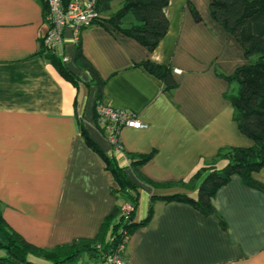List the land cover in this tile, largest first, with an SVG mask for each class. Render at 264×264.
Here are the masks:
<instances>
[{
    "label": "crops",
    "instance_id": "crops-1",
    "mask_svg": "<svg viewBox=\"0 0 264 264\" xmlns=\"http://www.w3.org/2000/svg\"><path fill=\"white\" fill-rule=\"evenodd\" d=\"M209 4L167 0L168 29L152 51L103 21L81 30L83 55L102 80V100L147 123L144 129L123 127L122 150H114L95 116L97 85L75 62L72 32L65 30L63 53L76 84L41 51L46 27L41 0H0V211L7 226L35 246L53 248L95 238L113 207L123 204L103 159L85 143L81 120L97 148L139 185L134 222L147 217L150 197H157L149 220L128 239L129 264H264V192L244 185L238 175L212 198L216 215L159 198L196 195L177 183L221 148L253 144L233 119L227 81L216 74H232L247 60L211 16ZM122 21L129 26L133 16ZM143 60L169 66L176 87L165 90ZM150 153L140 171L157 186L141 183L128 167L132 154ZM253 178L264 183V167ZM102 236L110 241V230Z\"/></svg>",
    "mask_w": 264,
    "mask_h": 264
},
{
    "label": "trees",
    "instance_id": "trees-1",
    "mask_svg": "<svg viewBox=\"0 0 264 264\" xmlns=\"http://www.w3.org/2000/svg\"><path fill=\"white\" fill-rule=\"evenodd\" d=\"M71 1L62 0V4L67 6ZM113 1L96 0L97 16L94 23L103 21L109 25L108 29L111 31L132 37L147 51H152L168 29V20L164 12L167 0H120L119 7L109 13ZM41 2L45 17L46 3L44 0ZM209 7L211 16L241 45L247 60V63L238 66L232 74H224L218 70L216 74L227 81L228 90L225 92V97L234 108L233 119L240 132L251 139L253 144L250 147L221 148L211 162L201 166L187 180L177 183L180 187L195 191L196 195L176 193L159 198L166 201L187 202L204 215H216L212 198L234 174L240 177L244 185L264 192V183L253 178V173L264 167V0H210ZM190 8L194 18L199 20V14L192 6ZM127 14L133 16V22L129 26H123L122 20ZM78 40L75 62L89 72L92 81L97 85V98L100 101L102 80L83 55L80 36ZM40 48L66 78L75 84L78 82V77L67 68L57 54L49 52L41 42ZM141 64L161 80L165 90L176 87L177 83L169 66L155 64L149 60H143ZM95 116L98 118L96 110ZM78 128L85 143L101 156L105 168L113 176L117 184L113 193L122 198L123 204L131 205L127 218L123 215V204H117L102 221L100 232L95 238L78 239L53 248H43L29 243L7 226L0 211V264H38L31 261L30 256L41 258L47 264H76L83 255L87 256L89 264L99 256L97 245L100 246L101 252H113L125 235L130 237L134 228L144 225L149 220L153 201L157 197L151 195L147 217L142 221L134 222L139 185L129 180L125 168L120 167L113 158L97 148L81 120H78ZM151 156L152 153L132 154L128 167L141 183L157 186L147 180L140 171L141 166ZM221 161H224V164L219 167L217 164ZM219 222L222 227L225 226L221 219ZM108 229L110 241H106L102 236V233Z\"/></svg>",
    "mask_w": 264,
    "mask_h": 264
},
{
    "label": "built area",
    "instance_id": "built-area-1",
    "mask_svg": "<svg viewBox=\"0 0 264 264\" xmlns=\"http://www.w3.org/2000/svg\"><path fill=\"white\" fill-rule=\"evenodd\" d=\"M44 2L47 7L44 17L46 27L40 34V42L45 49L56 53L64 61L65 30L69 29L72 32L73 41L77 43L81 30L94 24L97 16L96 0H72L67 6L62 4V0H44ZM95 108L105 128L106 137L114 150H122L118 137L123 127L137 129L147 127V123L137 119L136 114L126 108L112 106L103 100L98 101ZM122 209L124 217L127 218L131 205L125 204ZM128 239L129 237L125 235L115 250L110 253L101 252L100 246L97 245L99 256L89 264H129L125 256Z\"/></svg>",
    "mask_w": 264,
    "mask_h": 264
},
{
    "label": "rangeland",
    "instance_id": "rangeland-1",
    "mask_svg": "<svg viewBox=\"0 0 264 264\" xmlns=\"http://www.w3.org/2000/svg\"><path fill=\"white\" fill-rule=\"evenodd\" d=\"M119 5H120V0H114L113 2H111V9H110V12L111 11H114L116 8H118L119 7ZM109 12V13H110ZM129 16H130V14H128ZM125 21H126V19H124ZM0 255H1V253H0ZM85 256L83 255L77 262H76V264H84V263H86V261H85ZM87 264V263H86Z\"/></svg>",
    "mask_w": 264,
    "mask_h": 264
}]
</instances>
